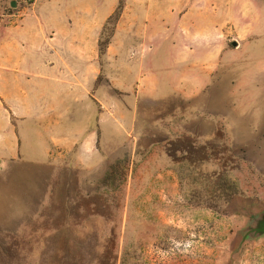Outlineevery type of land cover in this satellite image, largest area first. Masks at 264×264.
I'll list each match as a JSON object with an SVG mask.
<instances>
[{"label":"rangeland","instance_id":"rangeland-1","mask_svg":"<svg viewBox=\"0 0 264 264\" xmlns=\"http://www.w3.org/2000/svg\"><path fill=\"white\" fill-rule=\"evenodd\" d=\"M263 212L264 0H0V264H264Z\"/></svg>","mask_w":264,"mask_h":264},{"label":"water","instance_id":"water-1","mask_svg":"<svg viewBox=\"0 0 264 264\" xmlns=\"http://www.w3.org/2000/svg\"><path fill=\"white\" fill-rule=\"evenodd\" d=\"M11 7H15V3L11 2ZM233 46L236 45L235 42L232 44ZM255 226L250 227L244 234L243 240H245L247 237H255L258 235H263L264 234V212L260 214L256 219H255Z\"/></svg>","mask_w":264,"mask_h":264},{"label":"built area","instance_id":"built-area-1","mask_svg":"<svg viewBox=\"0 0 264 264\" xmlns=\"http://www.w3.org/2000/svg\"><path fill=\"white\" fill-rule=\"evenodd\" d=\"M23 4H34L36 0H22Z\"/></svg>","mask_w":264,"mask_h":264}]
</instances>
